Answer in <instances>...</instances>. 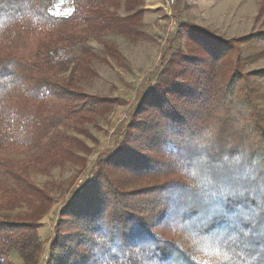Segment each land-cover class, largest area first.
I'll list each match as a JSON object with an SVG mask.
<instances>
[{
    "label": "trees",
    "instance_id": "trees-1",
    "mask_svg": "<svg viewBox=\"0 0 264 264\" xmlns=\"http://www.w3.org/2000/svg\"><path fill=\"white\" fill-rule=\"evenodd\" d=\"M114 1L71 0L59 15L54 0H0V210L25 198L56 203L6 154L52 162L68 140L59 126L111 102L61 76L59 51L124 27L130 17ZM191 33L207 57L180 54L169 34L90 181L47 211L60 218L41 264H264V69L244 72L240 47L252 42L253 57L264 56V31L236 41ZM147 174L144 185L121 183ZM41 226L0 212V264L11 250L37 264Z\"/></svg>",
    "mask_w": 264,
    "mask_h": 264
},
{
    "label": "rangeland",
    "instance_id": "rangeland-1",
    "mask_svg": "<svg viewBox=\"0 0 264 264\" xmlns=\"http://www.w3.org/2000/svg\"><path fill=\"white\" fill-rule=\"evenodd\" d=\"M172 2L115 0L109 8L122 17H130L124 27L90 33L82 44L61 47L60 75L71 74L82 92L109 98L111 102L87 120L73 121L69 127L59 126V132L68 140L60 144V156L52 162L31 159V152L6 154L21 162L28 170L30 180L56 202L52 207L47 202L40 204L25 198L13 209L0 210L3 214L41 220L42 246L37 264L47 256L52 227L59 217L58 213L49 216L47 211L55 206L60 208L76 187L82 184L80 188H83L90 181L94 163L112 147L114 130L125 117L134 91L148 72L160 63L169 34L176 35L180 54H194L198 50L205 54L200 56L207 57L205 48L198 46L194 41L195 32L191 31H204L223 41H236L238 37L264 31V3L261 0H181L177 12H174L176 6ZM71 9V0H54L51 11L67 15ZM240 47L244 72L264 69V56L253 57L256 47L252 42L242 43ZM258 104L263 105L262 100L259 99ZM141 149H145L144 154L151 155L152 160L160 158L158 149H147L144 145ZM150 175H130L121 183L134 188L151 180ZM8 261L25 264L16 250L9 252Z\"/></svg>",
    "mask_w": 264,
    "mask_h": 264
}]
</instances>
